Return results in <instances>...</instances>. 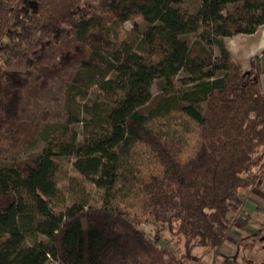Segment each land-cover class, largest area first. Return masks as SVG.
Wrapping results in <instances>:
<instances>
[{"label": "trees", "instance_id": "16d2710c", "mask_svg": "<svg viewBox=\"0 0 264 264\" xmlns=\"http://www.w3.org/2000/svg\"><path fill=\"white\" fill-rule=\"evenodd\" d=\"M31 2L22 9L20 0H0V130L18 119L25 84L18 64L40 63L58 40L79 42L68 78L97 84L109 98L93 100L78 89L63 105L61 127L83 125L71 165L103 196L89 205L82 185L64 174L81 186L69 207L55 211L63 206L55 158L73 143L59 133L40 136V151L0 166V264H181L193 248L219 247L233 223L229 199L257 179L253 153L264 145V94L211 29L230 36L262 25L264 33V0H199L193 12L176 7L179 0ZM226 4L231 9L222 15ZM133 15L147 26L131 49L113 34ZM179 71L191 86L141 111L152 80L168 85ZM112 72L117 76L107 77ZM169 133L180 137L175 151ZM166 234L183 241L182 256L160 243Z\"/></svg>", "mask_w": 264, "mask_h": 264}, {"label": "rangeland", "instance_id": "374dc122", "mask_svg": "<svg viewBox=\"0 0 264 264\" xmlns=\"http://www.w3.org/2000/svg\"><path fill=\"white\" fill-rule=\"evenodd\" d=\"M18 1V0H17ZM199 0H179L176 7L193 12ZM31 0H20L22 9L30 8ZM231 9L230 4H226L221 11L224 15ZM108 21L112 18L108 16ZM147 23L139 15H133L129 19L121 22L113 38H120L124 41L126 47L133 49L140 38L142 31ZM262 25L256 27L255 31L261 33ZM211 33L214 36L220 34L227 49L236 57L241 64V68L248 74L254 75L260 82V90L264 94V49H261L249 55L246 51L237 52V38L245 39L244 35L227 36L223 28H212ZM197 35L186 33L179 36V39L190 40ZM235 35V34H234ZM79 42L69 39L58 40L55 44H50L43 54L40 63H20L17 69L23 75L24 87L22 89L19 102L18 119L0 130V166L9 167L12 160L25 157L33 152H38L44 147L40 136L49 138L50 134H60L62 138L73 143L72 149L68 154L59 155L57 160L60 171L57 174V186L60 190V196L63 200V206L57 207L55 211L63 212V207H69L77 191L76 186L83 187V194L88 199V204L97 206L101 203L103 192L97 189L93 184L83 182V177L72 167L71 162L75 155L74 144L82 139L83 125L81 122L67 125L63 121L64 104L69 103L70 97L78 89H86L87 97L93 100H108L109 92L101 91L97 84H91L87 87L78 86L75 81H71L68 75L76 66L78 57L76 49ZM212 56L218 60V51L215 46H209ZM241 48L242 46H238ZM160 55V49L156 58ZM260 71V72H259ZM221 71H216L215 75H220ZM115 77L112 72L107 77ZM188 76L179 71L172 77L168 85L160 77L152 80L149 88L150 98L148 102L141 107V111L151 108L157 100L164 97L167 92L176 91L183 88H189L191 83L183 84V80ZM117 79V78H116ZM73 83V87L70 85ZM72 89V90H71ZM74 105V104H72ZM76 109V106H74ZM168 126V125H167ZM159 127V126H158ZM165 130L164 127H160ZM168 146L175 151L177 135L173 139L168 134ZM177 139V140H176ZM258 156L259 160L252 169L256 174V182L252 186H244L238 189L229 199L234 214L232 227L228 232L223 243L215 250L205 248H193L190 257L184 259L181 264H264V145L258 147L253 153V157ZM73 178L80 183L79 185L69 184L64 177ZM119 169H114V177L118 176ZM83 182V184H82ZM140 228L148 237L151 236V228L148 224L142 223ZM37 240L44 239V236L38 234ZM166 240L160 243L166 245L175 257L183 255V241L175 240L166 234ZM32 238L26 239V244L30 245Z\"/></svg>", "mask_w": 264, "mask_h": 264}, {"label": "crops", "instance_id": "0c3cea01", "mask_svg": "<svg viewBox=\"0 0 264 264\" xmlns=\"http://www.w3.org/2000/svg\"><path fill=\"white\" fill-rule=\"evenodd\" d=\"M262 30H263V28H262ZM240 35H244L245 39L244 40H242L240 38L236 39L238 42V44L236 45V48L239 49L237 52L246 51L247 53H250L249 55H253L257 51L264 49V33H263V31L261 33H257L256 31H254L251 34H240L239 33V34H235L233 36H239L240 37ZM220 36H221L220 34L217 35V37H220ZM221 39L223 40V38H221ZM240 45L242 46L241 48L238 47Z\"/></svg>", "mask_w": 264, "mask_h": 264}]
</instances>
